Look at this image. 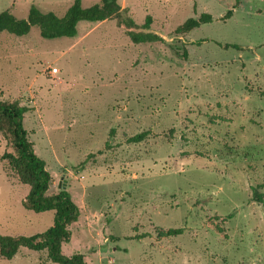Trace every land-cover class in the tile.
Segmentation results:
<instances>
[{
    "label": "rangeland",
    "instance_id": "rangeland-1",
    "mask_svg": "<svg viewBox=\"0 0 264 264\" xmlns=\"http://www.w3.org/2000/svg\"><path fill=\"white\" fill-rule=\"evenodd\" d=\"M73 2L0 0V14L62 18ZM119 3L138 26L151 17L163 41L135 44L116 19L81 21L72 38L46 39L38 27L0 35V92L27 109L49 194L65 189L80 210L64 254L86 264H264V0ZM203 13L211 23L176 33ZM6 150L0 133V235L44 233L55 213L23 207L29 187L6 171ZM0 264L55 263L20 248Z\"/></svg>",
    "mask_w": 264,
    "mask_h": 264
},
{
    "label": "trees",
    "instance_id": "trees-1",
    "mask_svg": "<svg viewBox=\"0 0 264 264\" xmlns=\"http://www.w3.org/2000/svg\"><path fill=\"white\" fill-rule=\"evenodd\" d=\"M122 9L119 0H102L100 3L85 8L82 0H74L65 15L60 18L54 13H43L32 8L27 19H17L9 11L0 14V35L6 31L18 36L28 34L32 27L40 29L41 36L46 39L61 37H75L77 26L81 21L102 23L108 20H117V27L124 29L127 36L135 44L156 43L163 41L158 34L150 32L152 19L147 17L142 26H138L133 18ZM233 11H228L223 20L229 19ZM212 16L201 14L198 18H190L176 29V33L186 35L200 28L203 24L211 23ZM232 46L226 45V48ZM187 55V51L184 54ZM26 108L18 103L4 99L0 92V133L7 141V150L1 157L6 164V171L17 180L29 187V193L22 199L25 209L35 213L53 211L54 225L44 233L33 236H5L0 235V256L12 260L20 248L31 251H47L49 259L55 264H86L83 254L77 253L66 256L62 251L64 243L72 239L70 226L76 223L80 210L65 189L58 193L49 194L52 176L47 170L46 162L35 152L28 132L24 128V114ZM147 132L137 134L128 139L129 143L137 144L148 137ZM256 201L263 203L260 195H255ZM182 230H169L166 235H178Z\"/></svg>",
    "mask_w": 264,
    "mask_h": 264
},
{
    "label": "built area",
    "instance_id": "built-area-1",
    "mask_svg": "<svg viewBox=\"0 0 264 264\" xmlns=\"http://www.w3.org/2000/svg\"><path fill=\"white\" fill-rule=\"evenodd\" d=\"M59 73V70L55 67H50L48 68V74L51 76V77H56V75Z\"/></svg>",
    "mask_w": 264,
    "mask_h": 264
},
{
    "label": "crops",
    "instance_id": "crops-1",
    "mask_svg": "<svg viewBox=\"0 0 264 264\" xmlns=\"http://www.w3.org/2000/svg\"><path fill=\"white\" fill-rule=\"evenodd\" d=\"M62 251H63V253H65V248H64V244H63V247H62Z\"/></svg>",
    "mask_w": 264,
    "mask_h": 264
}]
</instances>
